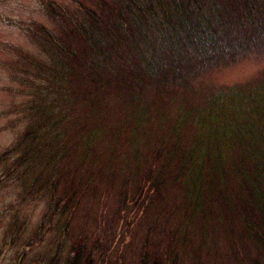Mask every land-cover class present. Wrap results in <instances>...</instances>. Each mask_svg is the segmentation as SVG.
I'll return each instance as SVG.
<instances>
[{
	"label": "trees",
	"instance_id": "1",
	"mask_svg": "<svg viewBox=\"0 0 264 264\" xmlns=\"http://www.w3.org/2000/svg\"><path fill=\"white\" fill-rule=\"evenodd\" d=\"M44 11L80 44L39 29L53 63L37 66L28 123L0 155L4 172L13 164L16 180L29 183V195L47 197L43 219L62 220L65 235L69 211L93 198L101 181L117 203L104 263L114 251L122 264L123 244L141 227L133 264H264V81L213 92L197 110L180 103L169 119L148 112L142 91L114 62L135 55L136 76L156 74L157 43L175 58L189 46L203 53L231 15H264V0L46 1ZM71 65L83 68L82 78ZM123 88V111L111 123L105 93ZM153 125L160 135L150 133ZM85 250L81 244L68 264H92Z\"/></svg>",
	"mask_w": 264,
	"mask_h": 264
},
{
	"label": "rangeland",
	"instance_id": "2",
	"mask_svg": "<svg viewBox=\"0 0 264 264\" xmlns=\"http://www.w3.org/2000/svg\"><path fill=\"white\" fill-rule=\"evenodd\" d=\"M46 1L71 6L79 0H0V155L15 144L28 123V104L35 100L34 87L41 76L37 66L53 63L52 56L41 45L39 29L58 31L61 41L73 37L75 40L70 44H80L69 29L60 28L44 11ZM81 1L90 6L94 4V0ZM216 34L215 47L197 53L189 46L179 58L170 56L157 43V72L153 75L136 76L139 60L135 55L125 61L126 57L117 56L114 62L119 64V75L135 82L142 91L149 113L159 109L169 119L175 118L180 103L186 102L185 107L197 110L213 92L226 94L232 87L250 89L264 81V15L250 19L231 15L227 25ZM153 36L148 33V40ZM71 68L75 78L83 77L82 67L71 65ZM124 93V88L105 93L104 106L110 105L111 123L123 111L120 101ZM75 105L81 106L78 99ZM194 127L191 123L186 131ZM159 130L153 125L150 133L156 134ZM9 166L8 172H4V164L0 163V264H68L70 255L73 259L81 244L88 248L84 260L91 252L92 264H116L114 251H109L105 263L102 259V248L107 247L111 234L108 226L114 227L116 223L117 203L109 186L97 181L94 197L81 199L79 206L69 211V219H65L68 231L61 235L62 220L43 219L47 213V197L29 195V183L17 181V171L11 170L13 164ZM140 231L141 227L137 233L128 235V248L123 244L127 250L121 255L122 264L134 263Z\"/></svg>",
	"mask_w": 264,
	"mask_h": 264
}]
</instances>
